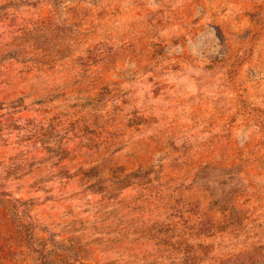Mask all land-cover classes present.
Listing matches in <instances>:
<instances>
[{"label":"rangeland","instance_id":"374dc122","mask_svg":"<svg viewBox=\"0 0 264 264\" xmlns=\"http://www.w3.org/2000/svg\"><path fill=\"white\" fill-rule=\"evenodd\" d=\"M0 264H264V0H0Z\"/></svg>","mask_w":264,"mask_h":264}]
</instances>
